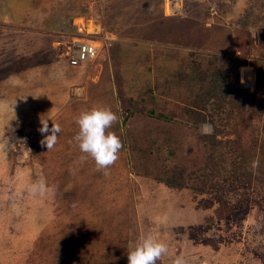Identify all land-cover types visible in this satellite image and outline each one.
Segmentation results:
<instances>
[{
  "label": "rangeland",
  "instance_id": "374dc122",
  "mask_svg": "<svg viewBox=\"0 0 264 264\" xmlns=\"http://www.w3.org/2000/svg\"><path fill=\"white\" fill-rule=\"evenodd\" d=\"M78 27L114 42L72 66ZM100 106L123 143L108 175L73 139L79 114ZM41 119L61 126L50 151ZM205 123L222 129L215 146ZM232 146L241 169L260 161L226 192L249 197L238 222L202 206L217 187L199 179L210 161L230 168ZM175 167L181 188L163 181ZM41 177L52 191L32 196ZM148 233L169 245L157 264H264V0H0V264H128Z\"/></svg>",
  "mask_w": 264,
  "mask_h": 264
},
{
  "label": "clouds",
  "instance_id": "9594fccd",
  "mask_svg": "<svg viewBox=\"0 0 264 264\" xmlns=\"http://www.w3.org/2000/svg\"><path fill=\"white\" fill-rule=\"evenodd\" d=\"M117 121V114L105 106L93 107L83 111L76 118L79 131L73 139L81 153L84 154L80 160L84 162L88 157H91L95 162L97 171H103L104 175H108L107 169L119 159V153L123 148L120 137L115 132L109 131ZM40 124L38 131L43 135L40 143L50 151L58 143L61 126L59 123H52L50 128L48 119H41ZM213 131V126L205 123L202 126L201 134L211 135ZM259 167V159H254L251 162V169L254 174ZM51 191L52 189L43 177L28 186V192L32 196L44 197ZM168 253V243L148 233L140 237L128 251V264H157V261ZM171 264H190V261L185 256L177 255L172 258Z\"/></svg>",
  "mask_w": 264,
  "mask_h": 264
},
{
  "label": "trees",
  "instance_id": "16d2710c",
  "mask_svg": "<svg viewBox=\"0 0 264 264\" xmlns=\"http://www.w3.org/2000/svg\"><path fill=\"white\" fill-rule=\"evenodd\" d=\"M258 79L259 78L256 79L255 89L260 87V80ZM211 81L213 83H212V88H210L211 89L210 96L214 98L212 104H215V107L219 109L220 112L221 109L222 110L225 109V102L227 101V99L225 98L226 90L222 89L223 84L221 82L220 83L216 82L215 79H212ZM240 89L241 88H238V91ZM228 102L231 103V98H228ZM245 102H246L245 99L241 98L240 100L237 101L235 105L238 106V108H241L245 104ZM221 131L222 129L220 128V126L214 127V131L212 133L211 139H209L213 146H215L218 143L216 137ZM232 148H231L232 150L230 151L231 157L228 159L230 168L229 167L226 168L221 163L222 158L220 159V161H218L217 159L218 162H216L215 164L210 161L205 165V170H203L199 179L201 180L202 185L207 184L212 188L217 187L216 194L210 195L208 199L203 200L202 206L204 208H210L215 203H217V206L214 209L217 220L224 219L225 221L234 220L238 222L241 220V218L244 217L245 212L248 211L249 197L242 196L234 201H231L229 197L226 195V192L230 190L231 193H236V189L238 187L243 186L245 182L248 181L249 177H246V175L247 174L251 175L252 170L250 171L249 169H244V170L241 169L243 167L241 163L245 161V156L247 155L244 151L240 149L237 150L238 146L237 147L232 146ZM247 170H249L250 172H248ZM163 181L171 187L181 188L184 186V182L182 181L181 171L177 167H175V170H171L169 175ZM257 203L261 205V201L257 200ZM206 227L203 228L202 226H200L202 230L206 229ZM195 235L196 234L193 233V237H195ZM205 241L209 242L210 239L206 238Z\"/></svg>",
  "mask_w": 264,
  "mask_h": 264
},
{
  "label": "built area",
  "instance_id": "2783aa9c",
  "mask_svg": "<svg viewBox=\"0 0 264 264\" xmlns=\"http://www.w3.org/2000/svg\"><path fill=\"white\" fill-rule=\"evenodd\" d=\"M169 7L172 13L177 12V8L173 3H171ZM107 34L111 35L108 31ZM107 34L105 37L104 34L101 33L100 35L90 32L86 33L78 27L76 35H73L75 37H72L71 40L68 41V44L64 45L68 64L79 66L85 64L87 61L96 59L99 52L105 50V48L109 47L112 43V41L107 38ZM246 82H248L247 79Z\"/></svg>",
  "mask_w": 264,
  "mask_h": 264
},
{
  "label": "crops",
  "instance_id": "0c3cea01",
  "mask_svg": "<svg viewBox=\"0 0 264 264\" xmlns=\"http://www.w3.org/2000/svg\"><path fill=\"white\" fill-rule=\"evenodd\" d=\"M164 5L167 6V0H164ZM179 11H181V8H179L177 12L179 13ZM163 14H164L165 16H174V15H176L177 13H176V14H169V15H168V14H165V13H163ZM118 15H119V14H118ZM123 18H124V17H123ZM113 42H114V41H113ZM113 42H112V45H113ZM109 47H110V46H109ZM107 48H108V47H106L105 49H107ZM106 52H107V51H106Z\"/></svg>",
  "mask_w": 264,
  "mask_h": 264
}]
</instances>
